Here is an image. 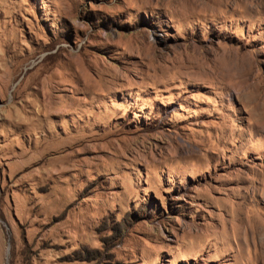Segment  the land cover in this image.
Instances as JSON below:
<instances>
[{
    "label": "rangeland",
    "instance_id": "374dc122",
    "mask_svg": "<svg viewBox=\"0 0 264 264\" xmlns=\"http://www.w3.org/2000/svg\"><path fill=\"white\" fill-rule=\"evenodd\" d=\"M0 264H264V0H0Z\"/></svg>",
    "mask_w": 264,
    "mask_h": 264
}]
</instances>
